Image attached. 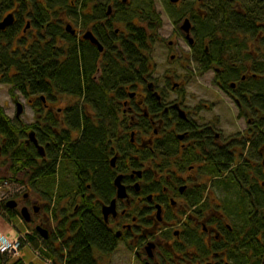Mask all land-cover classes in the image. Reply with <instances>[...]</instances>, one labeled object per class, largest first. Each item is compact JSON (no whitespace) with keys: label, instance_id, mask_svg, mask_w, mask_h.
<instances>
[{"label":"flooded vegetation","instance_id":"af4514ba","mask_svg":"<svg viewBox=\"0 0 264 264\" xmlns=\"http://www.w3.org/2000/svg\"><path fill=\"white\" fill-rule=\"evenodd\" d=\"M199 1L202 7L191 3L182 17V22L191 20L189 37L182 24L177 27L188 44L182 74L169 70L162 79L155 75L153 51L159 41L158 26L157 30L147 28L148 36L140 49L141 57L148 60L147 70L131 81L127 79L130 75L116 81L118 91L113 94L118 98L122 125L110 147L107 144L114 193L105 194L92 183L85 189L76 186L74 193L79 200L91 198L114 249L123 243L138 264H264V0H219V21L244 25L234 33L238 37L235 46L218 54H209L208 37L195 31L196 17L191 12L205 16L212 3ZM10 3L14 7L1 15L0 21L10 12L15 21L0 31L21 22L16 39L24 36L32 40L38 35L32 23L33 7L46 1L26 0L23 14L19 0ZM111 3H106L107 17L84 25L85 17L80 15L76 21L79 27L70 32L80 46L100 53L95 77L102 75L110 57L127 71L121 49L107 56L106 39L94 27L99 23L106 36L114 29V39L109 40L113 46L121 44V36L128 38L129 31L122 29L121 21L107 22L114 11ZM97 4L89 0L82 12L92 14ZM147 26L144 23L143 27ZM87 31L98 39L102 50L84 37ZM168 44L171 47L174 41ZM168 54L172 61L181 59ZM59 95L66 96V103L56 110L54 102ZM68 97L61 93L52 100L44 95L45 113L62 114L70 102ZM27 98L34 107L37 96ZM227 119L232 121L230 125ZM240 121L243 127H237ZM78 131L72 133L75 143L81 136ZM117 176L125 186L124 196L117 195ZM40 198V194L33 200L28 193L23 195L21 208H29L31 223L33 215L47 204ZM113 199L115 211L106 220L103 206ZM16 201L15 208L21 204ZM79 207L78 202L74 210ZM94 251L102 253L97 248Z\"/></svg>","mask_w":264,"mask_h":264},{"label":"trees","instance_id":"16d2710c","mask_svg":"<svg viewBox=\"0 0 264 264\" xmlns=\"http://www.w3.org/2000/svg\"><path fill=\"white\" fill-rule=\"evenodd\" d=\"M11 1L13 2L2 0L0 9L5 11L14 7ZM19 1L23 14L27 9L24 4L26 0ZM45 1V5L38 3L33 7L32 23L38 35L32 40L24 36L16 39L21 22L6 31H0V82L10 84L12 96H16L17 91L25 97L37 96L34 104L36 122L29 125L20 119L10 118L0 105L2 154L11 159L12 174L23 172L31 186L35 187L46 201H52L56 197L61 202L67 198V193L57 194L58 190L55 189V175L63 164L65 166L67 163L73 166L74 180L79 188L85 189L88 183H92L93 187L96 185L105 194L110 191L114 193V175L110 170L108 158L111 151L108 147L112 138L118 136L119 127L122 125L119 103L116 102L118 98L113 94L118 91L116 81L125 75H130L127 79L131 81L147 70L148 60L141 57L140 49L144 47L148 36L147 28L157 30L161 25V18L159 13L152 9L131 14V0L129 3L108 0L114 1V11L112 18L107 21L108 24L117 14L122 15V18L116 21L125 22L129 31L128 38L121 36V44L113 46L109 40L114 39V29L106 36V31L99 23L94 27L96 32L106 39L107 56L114 54L118 48L121 49L120 57L127 66V71L121 69L115 59L110 60V57L108 67L103 70L102 75L95 77L97 57L100 53L96 49L90 50L86 45L80 46L77 43L75 35L66 31L63 15L70 16L75 21L82 15L85 17L83 23L87 25L108 16L106 4H97L91 14L82 12L89 0ZM211 2L205 16L193 11L191 16L196 17L197 34L209 39L208 53L218 54L221 49L235 46L238 37L234 33L242 29L241 24L244 23L239 22V26L235 21H219L222 7L219 0ZM149 3L153 5V1ZM169 3L171 7L177 6ZM183 14L178 15L176 22ZM133 17H138L149 26L134 25L131 20ZM256 32L259 33L258 30ZM138 65L140 70H137ZM61 93L77 100L67 103L62 114L53 111L45 113L42 95L55 100ZM31 128L36 130L39 142L45 146V156H41L33 143H26V133ZM76 130L81 131V136L75 143L76 139H72V133ZM77 203L75 202L74 206ZM79 205V209L73 210L72 213H68V208L61 206L60 218L57 217L59 213H54L57 219L54 234L43 240L51 244L48 247L52 253L42 249L52 264H98L94 248L104 254L114 249L101 213L95 210L91 198L85 196L79 200ZM4 206L12 216L17 215L14 209ZM29 237L34 240L33 235ZM58 238L63 239V244L55 246L53 240ZM0 264H26V261L21 257L9 259L5 258V254H0Z\"/></svg>","mask_w":264,"mask_h":264},{"label":"rangeland","instance_id":"374dc122","mask_svg":"<svg viewBox=\"0 0 264 264\" xmlns=\"http://www.w3.org/2000/svg\"><path fill=\"white\" fill-rule=\"evenodd\" d=\"M121 1V0H120ZM150 1H153V5H150ZM211 1V0H210ZM97 3H104L106 4L108 0H95ZM169 0H131L130 3V10L131 14H136L137 12H145L144 9H152L159 13L161 18V25L158 28V37L154 44V51H153V62L155 75L158 76L157 78H163L166 72L175 71L177 75L182 74L184 70H182V64H186L185 58L187 56L188 44L184 41L183 38L177 33V27L182 23V18L178 20V15L183 14L185 15L188 12L189 4L193 3L194 6L200 8L203 6L202 2L199 0H182L176 7L170 6ZM111 3V1H110ZM114 4V1L112 2ZM111 3V4H112ZM75 3H73L74 5ZM205 4L204 8H207ZM133 10V11H132ZM7 12L0 10V16ZM133 15V16H134ZM182 15V16H183ZM122 15L117 14L114 17V20L122 18ZM1 18V17H0ZM134 25L143 26L144 22L140 21L138 17H133L131 19ZM63 22H71L74 27H79L77 22L70 16L63 15ZM89 25V24H88ZM81 26V25H80ZM120 26L123 30H127L125 26V22H120ZM21 35V32L19 36ZM174 41V44L169 46L168 42L170 40ZM16 45V44H15ZM14 45V47H15ZM170 47V48H169ZM173 53L176 57H181V59L177 60H170L169 54ZM60 97V98H59ZM63 97V98H62ZM66 96L59 95L58 99L55 100L54 109L58 110L59 107L65 106V98ZM15 99H18L24 105V111L19 118L16 117V103ZM77 99L68 97L67 101L75 102ZM80 100V99H78ZM0 105H2L12 119H20L25 124H33L36 122V110L33 106L29 104L28 98L25 97L20 91H17L16 96H12L10 93V84L0 82ZM227 123L230 125L232 123L231 120L227 119ZM244 126V122L240 121L237 124V127ZM31 130H27V137ZM36 131V130H35ZM0 228L3 230L4 234L7 236L4 237L0 234L2 239L8 238L9 240L17 239L18 237L17 232L19 233V229L25 231L28 230L31 235L34 236V244L35 246L39 247L40 249H45L48 252L52 253L49 250L48 243L43 241V238L40 234H36L34 229L36 230V224H41L47 227L50 230V235L52 236L55 231V225L57 224L56 216L54 215L55 212L57 214L61 210V206L63 208H68V213H72L74 210V203L79 202V198L76 197L77 195L74 193V188L76 186V181L74 180L73 174V166L72 164H66L59 169L58 174H56L55 179V189L57 194H66V199L58 201L55 197L52 201L43 199L41 193L35 188L32 187L29 183L27 176L23 172H19V174L13 175L11 171V159L8 155L2 154V136L0 135ZM25 193L29 194V198L31 200L34 199L36 196L42 197L41 202H47L43 211L39 214L33 215V222H26L21 215L20 209L22 204H24L23 195ZM12 199H16L21 204L14 208L17 212L16 216H12L9 213V210L5 208L6 202ZM22 199V200H21ZM75 199V201H74ZM73 205V206H72ZM58 210V211H57ZM63 210V209H62ZM65 211V210H64ZM61 214L59 213V216ZM35 218V220H34ZM5 240H0V244L5 243ZM55 246H59L63 244V239L58 238L57 240H53ZM26 241L24 244L21 243L20 246V254L22 255L26 264H47L45 260L41 258H37L36 255L32 252L30 247L26 246ZM10 255L6 254L5 258L14 259L16 255L9 253ZM98 254V256H97ZM100 255V256H99ZM97 260L99 261L98 264H138V262L133 258L131 252L127 250L123 243H119L118 247L115 248L112 252L104 254V253H95ZM60 263V262H59Z\"/></svg>","mask_w":264,"mask_h":264},{"label":"water","instance_id":"95a60500","mask_svg":"<svg viewBox=\"0 0 264 264\" xmlns=\"http://www.w3.org/2000/svg\"><path fill=\"white\" fill-rule=\"evenodd\" d=\"M123 1L126 2L127 0H123ZM170 1L173 3H177L180 0H170ZM111 11H112V6L110 5L108 13L110 14ZM14 21H15V17H14V14L11 12L7 16H5L2 21H0V29H5L7 26L11 25ZM181 28L187 33V36L189 37L190 28H191V20L189 18H186L183 21ZM66 29H67V31H71L72 33L75 32V29L73 28V26L70 23H68L66 25ZM84 37L89 38L93 43L97 44L100 50L103 49V47L100 44V42L98 41V39L94 36V34L91 31H87L84 34ZM190 41H192V38H190ZM23 110H24L23 104L20 101H17V112H16L17 117H19L23 113ZM26 142L27 143L33 142L37 146V148L40 150L41 154L42 155L45 154V148L43 145H41L38 142V139L36 137V133L34 130H32L29 133V137L27 138ZM0 150H1V146H0ZM114 161H115V159H113V162ZM115 185L117 186V195L118 196H124L125 195V186L121 183V176H117L115 178ZM115 201L116 200L113 199L110 205L103 206V214H104V217L106 220H107L109 214L111 212L115 211ZM7 205H8V207L13 208L17 205V201L14 199L9 200L7 202ZM21 213H22L25 220L30 221L32 219V216H31V213H30L28 207H26V206L22 207ZM37 230L40 232V234L43 237L47 238L49 236V232H48L47 228H45L41 225H38Z\"/></svg>","mask_w":264,"mask_h":264},{"label":"built area","instance_id":"2783aa9c","mask_svg":"<svg viewBox=\"0 0 264 264\" xmlns=\"http://www.w3.org/2000/svg\"><path fill=\"white\" fill-rule=\"evenodd\" d=\"M0 240H5L6 242L3 244H0V250L2 252L9 251L12 253H16L19 245V241L17 239L15 240H9V239H2L0 236Z\"/></svg>","mask_w":264,"mask_h":264}]
</instances>
